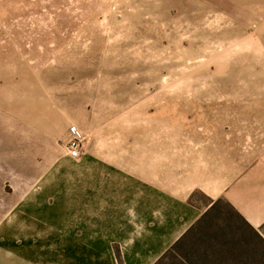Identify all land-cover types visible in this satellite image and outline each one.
Here are the masks:
<instances>
[{
  "label": "rangeland",
  "instance_id": "374dc122",
  "mask_svg": "<svg viewBox=\"0 0 264 264\" xmlns=\"http://www.w3.org/2000/svg\"><path fill=\"white\" fill-rule=\"evenodd\" d=\"M226 144L264 198V0H0V264L99 168L185 183ZM156 264H264V243L223 202Z\"/></svg>",
  "mask_w": 264,
  "mask_h": 264
},
{
  "label": "crops",
  "instance_id": "0c3cea01",
  "mask_svg": "<svg viewBox=\"0 0 264 264\" xmlns=\"http://www.w3.org/2000/svg\"><path fill=\"white\" fill-rule=\"evenodd\" d=\"M237 150L244 147L218 148L207 156V170L185 183L147 166L118 180L116 169L99 168L96 175L106 177L100 183L74 185L73 210L65 200L61 215L32 217L25 232H12L9 253L16 264H156L223 202L264 243V198L247 196L257 178L243 175L252 156L244 159ZM197 194L207 202L199 203Z\"/></svg>",
  "mask_w": 264,
  "mask_h": 264
},
{
  "label": "built area",
  "instance_id": "2783aa9c",
  "mask_svg": "<svg viewBox=\"0 0 264 264\" xmlns=\"http://www.w3.org/2000/svg\"><path fill=\"white\" fill-rule=\"evenodd\" d=\"M84 146V136L81 130L72 126L70 128V139L68 142L67 153L71 158H79Z\"/></svg>",
  "mask_w": 264,
  "mask_h": 264
},
{
  "label": "trees",
  "instance_id": "16d2710c",
  "mask_svg": "<svg viewBox=\"0 0 264 264\" xmlns=\"http://www.w3.org/2000/svg\"><path fill=\"white\" fill-rule=\"evenodd\" d=\"M237 215V214H236ZM238 216V215H237ZM242 220V219H241ZM243 223H245L244 222V220L242 221ZM245 225H246V223H245ZM195 228V227H194ZM194 228H192V230L194 229ZM256 234V233H255ZM235 247H236V243H235V246H234V250H235ZM228 250H230V248H227L226 250H225V252H227V253H229L230 251H228ZM166 255V254H165ZM164 255V256H165Z\"/></svg>",
  "mask_w": 264,
  "mask_h": 264
}]
</instances>
